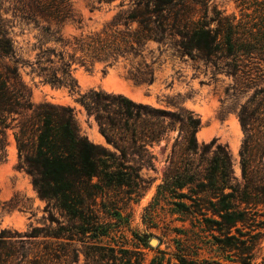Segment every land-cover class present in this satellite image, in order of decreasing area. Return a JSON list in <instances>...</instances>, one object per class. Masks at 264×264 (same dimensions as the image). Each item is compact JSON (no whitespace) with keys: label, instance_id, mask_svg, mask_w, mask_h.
Listing matches in <instances>:
<instances>
[{"label":"trees","instance_id":"trees-1","mask_svg":"<svg viewBox=\"0 0 264 264\" xmlns=\"http://www.w3.org/2000/svg\"><path fill=\"white\" fill-rule=\"evenodd\" d=\"M209 1L133 0L101 31L70 38L63 28H81L82 21L69 0H29L19 18L37 30L32 59L23 57L0 5V158L7 156L13 130L18 167L47 201L50 216L48 225L23 233L3 229L0 264H77L82 252L87 264H143L144 255L133 261V251L101 241L113 231L110 218L120 216L113 193L131 197L145 190L150 179L142 170H156L155 148L172 140L164 184L152 202L164 190L189 200L177 205L200 217L203 230L218 232L221 246L236 250L241 264L254 262L264 236L259 219L264 214V25L248 27L218 14L209 18ZM167 48L232 76L235 94L252 91L237 111L244 131L240 178L225 145L216 138L198 141L202 122L192 111L156 107L102 89L81 93L75 71L97 61H128L135 83L153 84ZM25 69L42 83L78 94L107 144L82 133L73 107L33 103L22 77ZM173 258L167 264H194L188 254ZM165 261L157 255L151 264Z\"/></svg>","mask_w":264,"mask_h":264},{"label":"rangeland","instance_id":"rangeland-1","mask_svg":"<svg viewBox=\"0 0 264 264\" xmlns=\"http://www.w3.org/2000/svg\"><path fill=\"white\" fill-rule=\"evenodd\" d=\"M29 0H0L3 15L10 21L12 37L22 49L25 59H32L33 43L37 30L32 25L20 22V11ZM133 0H115L111 3L98 0H69L81 28L68 25L63 34L73 37L80 34L99 32L109 25L120 12L129 10ZM231 18L235 23L252 27L264 25V0H210L208 17ZM161 66L156 68V79L153 84H137L128 76L130 63L119 59L113 65L106 62H95L89 67H78L75 76L81 93L90 89H102L108 92L121 93L135 101L149 103L156 107L177 110L184 108L200 117L202 125L197 132L200 143H209L214 138L225 145L233 158L234 174L241 177L240 149L244 140V131L237 111L245 103L248 94H235L232 85L234 79L224 72L216 70L211 64L189 57H183L167 48L163 54ZM22 77L30 87L31 101L35 104L51 102L74 108L76 119L82 133L97 144L106 145L93 117L88 116L84 107L77 101L78 94H71L64 87L45 84L38 77L22 71ZM176 133L173 134L175 136ZM173 140L166 146L162 142L155 148L158 157L156 170L143 169L142 175L150 179L148 187L131 197L122 191L114 194L120 209V216H113L114 226L111 233L102 238V244L123 246L141 257L143 264H151L158 256L167 260L177 253L188 254L194 264H241L236 250H224L218 232L213 234L203 230L195 215L181 210L178 202L168 190L158 202H152L158 186L164 184L166 157L170 152ZM47 201L39 197L31 177L18 167V151L13 130L9 131L7 156L0 158V232L8 229L26 232L32 227L48 225L49 211ZM218 218V217H216ZM121 222H120V220ZM264 221V214L259 217ZM118 224V226H117ZM119 228H117V227ZM264 233V229H261ZM234 233L236 234L235 230ZM213 235H217L214 237ZM140 238H144L141 240ZM156 240V244H152ZM263 249L254 250L255 260L252 264H261ZM164 253V254H163ZM77 264H87L86 254H80Z\"/></svg>","mask_w":264,"mask_h":264},{"label":"water","instance_id":"water-1","mask_svg":"<svg viewBox=\"0 0 264 264\" xmlns=\"http://www.w3.org/2000/svg\"><path fill=\"white\" fill-rule=\"evenodd\" d=\"M152 244H153V245L156 244V240H152Z\"/></svg>","mask_w":264,"mask_h":264}]
</instances>
